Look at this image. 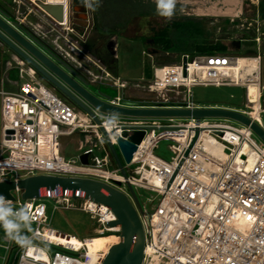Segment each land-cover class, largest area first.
<instances>
[{
    "label": "built area",
    "instance_id": "obj_1",
    "mask_svg": "<svg viewBox=\"0 0 264 264\" xmlns=\"http://www.w3.org/2000/svg\"><path fill=\"white\" fill-rule=\"evenodd\" d=\"M28 1L57 26L65 28L71 21L72 0ZM41 4L60 5L64 21L56 20ZM86 8L92 18L88 0ZM235 16L238 14L230 19L234 20ZM57 47L61 49L59 45ZM182 55H186L187 61L185 74L181 59L154 67L145 87L155 92L157 99L148 103L187 109L233 108L217 103L201 104L194 99L192 89L195 86H238L245 89L250 109L237 110L250 117L249 113L257 103L260 116L264 112L259 52L248 56L258 59V67L245 78L231 71L237 62V53L216 51ZM16 63L20 80L18 88L0 90V181L35 174L84 176L107 182L130 197L126 186L128 181L134 189L141 187L159 196L149 211L143 208L141 220L145 240L141 264H264V141L249 126L225 117L125 116L123 120L94 111L104 126L106 122L117 126L110 134L113 145H116V136L121 133L122 126L145 130L130 162L125 165L128 176L125 178L115 162L114 168L108 166L111 153L105 149L99 125L40 81L32 66L22 59H17ZM250 84L257 85L256 102L249 97ZM112 85L119 94L109 100L111 103L119 106L137 104L124 96L125 84L119 77L114 78ZM167 92L174 96L170 98ZM81 114L86 120H82ZM229 120L239 125L230 124ZM79 128H92L102 148L101 154L96 152L97 144L83 150L88 152L87 164L81 163L80 153L77 164L65 160L60 152L61 138ZM196 128H199L198 138L185 155ZM201 134L213 136L221 145L223 156L207 152L198 142ZM163 139L172 142L169 145L172 155L168 160L154 153ZM15 192L14 199H5L7 204L14 211L26 207L35 226L27 234L31 246L19 245L14 264H101L105 258L107 253L102 250L94 256L89 254L85 237L79 239L49 226L44 200L49 196L55 198L56 209H78L88 213L96 223L97 235L115 233L119 236V227L112 230L114 226L107 225L116 216L103 203L83 195L80 199H73L69 191L58 196L55 190L44 189L40 198H22L21 190ZM46 230L66 238L76 237L80 244L74 246L53 240L45 236ZM3 233L6 242L3 246L9 250L13 241ZM47 248H51L52 253Z\"/></svg>",
    "mask_w": 264,
    "mask_h": 264
},
{
    "label": "rangeland",
    "instance_id": "obj_2",
    "mask_svg": "<svg viewBox=\"0 0 264 264\" xmlns=\"http://www.w3.org/2000/svg\"><path fill=\"white\" fill-rule=\"evenodd\" d=\"M220 0H182L183 10L178 9L171 16L167 14L152 15L149 17H134L122 31L111 35V45L102 44L101 39L93 36L92 18L85 11L78 9L73 12L71 21L64 26H57L43 13L33 8L28 0H0V5L11 15L22 19L32 30L39 33L46 41L54 47L60 46L70 53L80 69L94 80H97L98 90L114 97L119 91L112 84L114 78L119 77L124 82V96L137 103H148L157 99L155 92L149 91L145 87L146 80L152 75L155 66L176 63L185 54L177 52L174 42L182 46L192 43L196 35L189 33L183 34L175 26V22L182 17H198L201 19V35L207 44L225 45L223 52L231 51L239 56H253L257 52L261 55V80L264 84V12L262 3L264 0H239L242 4V12L231 20L225 14H218L221 4ZM89 3V0H88ZM225 4V2L223 3ZM90 6V3H89ZM264 7V6H263ZM225 11V9H222ZM213 12L210 14L209 12ZM253 33V36L248 35ZM259 37V39H256ZM156 38V39H155ZM157 38L159 41H156ZM169 38L171 47L167 50L163 47V42ZM90 42L86 48L85 42ZM233 41H240L238 49L232 44ZM106 42V43H107ZM102 44V45H100ZM95 46H99L103 56H96L92 51ZM189 55L194 53L187 52ZM177 59V60H176ZM176 61V62H175ZM113 70V71H112ZM116 70V71H114ZM108 72L109 74H106ZM17 80V75H14ZM99 81V82H98ZM194 99L203 104H224L241 111H249L245 98V89L238 86H195L193 87ZM172 98L174 94L167 92ZM114 116V115H113ZM118 119H125V116H114ZM209 121L216 118H206ZM260 121L264 127V112L261 113ZM1 122V121H0ZM230 124L239 125L234 120L228 121ZM170 140H161L154 153L166 160L172 155L169 145ZM97 144L96 152L101 154V145L93 129L79 128L72 134L61 138L60 152L65 160L78 164L77 156L86 147ZM118 155L122 158L117 146ZM109 168H114L113 159L109 158ZM129 170V169H128ZM23 173V171H19ZM136 194L142 207L149 211L159 196L154 192L136 187ZM15 194L16 192L13 191ZM151 198V201L148 200ZM47 214L49 226L61 232L75 235L79 239L84 236H97L95 232L96 223L90 218L89 214L78 209L54 208L55 198L46 197ZM35 224L30 223L32 231ZM3 229L0 228V264H14L19 245L14 241L10 244L9 250L4 248L6 242L3 240ZM26 234V235H27ZM45 236L59 241L62 235H55L50 231H45ZM77 242V241H76ZM52 253L51 248H47Z\"/></svg>",
    "mask_w": 264,
    "mask_h": 264
},
{
    "label": "water",
    "instance_id": "obj_3",
    "mask_svg": "<svg viewBox=\"0 0 264 264\" xmlns=\"http://www.w3.org/2000/svg\"><path fill=\"white\" fill-rule=\"evenodd\" d=\"M72 4L74 10L87 11V0H72ZM41 6L56 20L61 22L64 21L63 11L60 5L41 4ZM0 41L4 43L17 58L22 59L32 66L42 78L64 89L58 81L59 79L73 87L80 94V100L76 99V102L80 106V112L87 114L99 125V129L105 140V149L110 151L120 173L125 178L128 177L125 165L130 162L133 153L136 151L138 144L144 136L145 130L141 127L128 128L122 126L121 133L116 136V145H113L110 134L116 131L117 126L113 125L110 130H107L94 111H99L111 116H128L136 118L192 116L199 119L204 116L225 117L249 126L250 129L264 141V127L262 124L258 123L247 114L233 108L187 109L151 103H137L131 104L130 106H119L111 103L109 100L113 97L108 94L98 89L90 91L74 81L71 76L62 69L63 66L74 74H77L72 67L60 58L54 50L48 47L42 39L38 38L25 22L11 15L1 5ZM232 44L238 49L240 41H233ZM181 62L183 65V74H185L187 63L186 55H182ZM198 135L199 128H196L194 137L184 153L185 155L188 154L190 148L196 142ZM115 146L119 148L122 158L118 155ZM79 158L81 163L87 164L88 152L80 153ZM126 186L130 197L115 186L92 177L35 174L18 180H1L0 195H3L5 199H14L13 191L21 190L22 198H40L42 197L44 189H53L58 196H63L65 191H69L73 199H80L84 196L85 198L103 203L107 205L116 216V219L108 222L107 225L119 227V241L109 249L101 264H141L145 240V231L141 220L144 209L134 187L128 181L126 182Z\"/></svg>",
    "mask_w": 264,
    "mask_h": 264
},
{
    "label": "trees",
    "instance_id": "obj_4",
    "mask_svg": "<svg viewBox=\"0 0 264 264\" xmlns=\"http://www.w3.org/2000/svg\"><path fill=\"white\" fill-rule=\"evenodd\" d=\"M89 3L92 8L93 36H97L99 40L101 39L102 44H104V42L106 44L107 40L111 35L118 33V31H122L133 16L166 14L169 10L168 7L163 6V5H168V2L159 3V2L150 1L147 4L142 1H136V0H89ZM263 6L264 3H262V12H264ZM179 7L180 4L175 2L174 7L171 9V12L172 13L176 12L179 9ZM175 26L176 28H178L179 31L182 32V35L183 34L188 35L189 33L196 35L192 43H189V45L185 47L174 42V44L176 45L175 47L177 52L183 53L184 51H186L187 53L188 51H191L194 54L196 53L209 54V53H214L216 51L224 50L225 48V45L223 44H207L205 42L206 40H204L201 35V31H202L201 19L198 17H190V16L182 17V19L175 22ZM248 35H251L252 37L253 33L250 32ZM159 39L160 38H157L156 41H159ZM90 45L91 44L88 41L85 42L83 46L88 48ZM163 47L166 50L169 47H171L169 38L165 42H163ZM92 52L96 56L99 57L103 56L99 46H95ZM24 231L25 234H27L26 232H28V229H25Z\"/></svg>",
    "mask_w": 264,
    "mask_h": 264
},
{
    "label": "bare ground",
    "instance_id": "obj_5",
    "mask_svg": "<svg viewBox=\"0 0 264 264\" xmlns=\"http://www.w3.org/2000/svg\"><path fill=\"white\" fill-rule=\"evenodd\" d=\"M67 24V23H66ZM258 67V59L251 58L248 56H238L236 64L231 68L232 72L239 75H241L242 78H245L247 74H253L254 70ZM257 85L250 84L249 85V97L253 102L257 101ZM250 117L254 118V120L260 121V114H259V108L258 104H254V110H252L250 113ZM82 120H86L85 116L81 114ZM113 123L112 122H106L105 127L107 130H110ZM199 144H202L204 149L207 152H211L216 155L223 156L222 147L221 145L215 140V138L209 134H201L199 139ZM155 182L157 183V179H155ZM118 226L112 227V230H117ZM77 241V242H76ZM119 241V236L115 233H107L103 235H97V236H86L85 237V244H87L89 254L91 256H94L97 251L102 250L104 252H108L109 249L117 244ZM60 242H69L72 243L74 246H79L80 240L76 237H69L66 238L64 236L61 237Z\"/></svg>",
    "mask_w": 264,
    "mask_h": 264
},
{
    "label": "crops",
    "instance_id": "obj_6",
    "mask_svg": "<svg viewBox=\"0 0 264 264\" xmlns=\"http://www.w3.org/2000/svg\"><path fill=\"white\" fill-rule=\"evenodd\" d=\"M136 1H142L147 4L150 1L159 2V3L168 2V0H136ZM181 1L182 0H175L176 3L180 4L179 9L183 10L182 8L184 7H183V4L180 3ZM224 2L225 4H223ZM218 3L221 4V7L219 8L220 11L217 12L218 14L221 13V14H225L228 17H230L235 14H238L239 12H242V4L239 0H220L218 1ZM222 9H225V11H223ZM209 13L213 14L212 11ZM149 16H152V15H136V16H133L132 18L149 17ZM16 62H17V57L14 55V53L4 43L0 41V90H15L18 88L20 80L18 78ZM107 73L108 72H106V74ZM15 74L17 75V78H18L17 80H15L14 78ZM0 102H1V98H0ZM60 241H61V237L58 242Z\"/></svg>",
    "mask_w": 264,
    "mask_h": 264
},
{
    "label": "flooded vegetation",
    "instance_id": "obj_7",
    "mask_svg": "<svg viewBox=\"0 0 264 264\" xmlns=\"http://www.w3.org/2000/svg\"><path fill=\"white\" fill-rule=\"evenodd\" d=\"M89 10H90V12L92 14V8H91V6H90V9ZM74 11L75 10L73 9V12ZM71 22H73V21H71ZM34 33L36 34V36H38V38L42 39V41L48 47H50L52 50H54L58 54V56L60 58H62L64 61H66L70 65V67H72V69L77 74H74L73 72H71L70 70L66 69L63 66H62V69L65 70L71 76V78L74 81H76L79 85L81 84L82 86L86 87L90 91H93L94 89H97V87H96L97 80H94L91 77L87 76L85 74V72H83L80 69V65H78L77 62L74 59L71 58L69 52L67 53V51L65 49H57L58 47L57 48H56V46L54 47L52 44H50L48 41H46L39 33H37L36 31H34ZM111 43H112V40L108 41L106 44H107V46H109V45H111ZM17 59L18 60H21L20 58H17ZM80 76H81L82 79L80 78ZM36 77H38V79L40 81H42L47 87H49L50 89H52L55 93H57L59 96H61L67 102H69L80 113V106L76 102V99L80 100V94L73 87H71L67 83H65V82H63V81H61V80L58 79V81L60 82L61 86L64 88V89H61L57 85H54L50 81L42 78L37 72H36Z\"/></svg>",
    "mask_w": 264,
    "mask_h": 264
},
{
    "label": "clouds",
    "instance_id": "obj_8",
    "mask_svg": "<svg viewBox=\"0 0 264 264\" xmlns=\"http://www.w3.org/2000/svg\"><path fill=\"white\" fill-rule=\"evenodd\" d=\"M175 0H168V16H171V9L174 7ZM90 7V6H89ZM12 217H15L13 219ZM31 217L26 207L13 210L4 196L0 195V228H2L11 241H14L22 247L31 246V238L25 234V229H30Z\"/></svg>",
    "mask_w": 264,
    "mask_h": 264
},
{
    "label": "snow or ice",
    "instance_id": "obj_9",
    "mask_svg": "<svg viewBox=\"0 0 264 264\" xmlns=\"http://www.w3.org/2000/svg\"><path fill=\"white\" fill-rule=\"evenodd\" d=\"M164 7H169L170 5H163Z\"/></svg>",
    "mask_w": 264,
    "mask_h": 264
}]
</instances>
